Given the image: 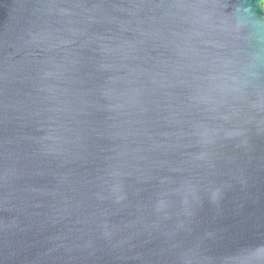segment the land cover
I'll list each match as a JSON object with an SVG mask.
<instances>
[{"label":"water","instance_id":"1","mask_svg":"<svg viewBox=\"0 0 264 264\" xmlns=\"http://www.w3.org/2000/svg\"><path fill=\"white\" fill-rule=\"evenodd\" d=\"M0 264H264L262 0H0Z\"/></svg>","mask_w":264,"mask_h":264},{"label":"trees","instance_id":"2","mask_svg":"<svg viewBox=\"0 0 264 264\" xmlns=\"http://www.w3.org/2000/svg\"><path fill=\"white\" fill-rule=\"evenodd\" d=\"M263 1V4H264V0H262Z\"/></svg>","mask_w":264,"mask_h":264}]
</instances>
